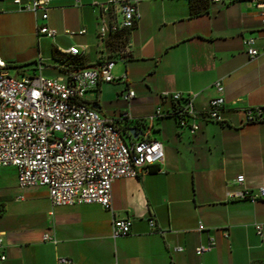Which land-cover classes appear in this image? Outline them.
I'll use <instances>...</instances> for the list:
<instances>
[{"label": "crops", "instance_id": "0c3cea01", "mask_svg": "<svg viewBox=\"0 0 264 264\" xmlns=\"http://www.w3.org/2000/svg\"><path fill=\"white\" fill-rule=\"evenodd\" d=\"M106 1L49 0L48 18L37 21L56 29L48 38L36 35L32 11L0 0V58L15 76L50 78L114 58L115 80L100 82L85 101L123 126L127 142L142 137L131 128L160 141L164 159L138 177L115 180L112 211L95 202L53 206L47 187H22L16 167L0 166V264H56L59 256L76 264H264V200L228 196L264 186V121L246 123L243 115L264 106V53L250 59L244 44H264L261 10L251 0H131L141 18L120 58L118 40L96 34L98 5ZM74 45L79 55L70 59L64 50ZM215 82L223 87L221 121L199 116L192 134L166 115L165 92L194 93L197 114L205 113L219 95ZM128 89L135 95L125 101ZM157 107L165 115L152 117ZM114 218L131 221L127 235L112 237ZM210 240L211 250L195 253Z\"/></svg>", "mask_w": 264, "mask_h": 264}, {"label": "built area", "instance_id": "2783aa9c", "mask_svg": "<svg viewBox=\"0 0 264 264\" xmlns=\"http://www.w3.org/2000/svg\"><path fill=\"white\" fill-rule=\"evenodd\" d=\"M77 1V0H76ZM215 3L230 4L241 0H210ZM261 10L264 24V0H251ZM19 10H30L35 15L38 37L54 38L56 29L46 23L38 24V19L48 18L49 0H12ZM27 3V4H26ZM97 38L104 41L108 37L118 40V57L129 53L128 33L136 26L141 14L136 3L131 0H108L100 3ZM68 30L65 34H82ZM246 53L253 59L264 53L254 46V39L244 40ZM68 58L79 55L77 46L64 50ZM115 59H105L97 65L85 68H67L63 77L50 78L40 73L12 76L6 70L7 63L0 58V166L17 168L18 184L22 187L42 185L48 189V198L53 206L98 203L112 211V183L121 178H135L151 165L162 163L164 149L160 141L142 137L134 142L126 141V132L115 120L101 116L90 107L85 96L96 89L100 82L115 80L112 70ZM219 95L209 102L205 113L197 114L194 93L182 95L163 93L170 101L177 103L166 115L175 119L179 127H186L194 134L199 129L195 119L221 121L220 111L224 100L220 96L223 87L215 82ZM134 90L122 92V99L131 100ZM157 107L154 116H163ZM246 123L264 120V106L247 108L243 111ZM150 117V118H152ZM241 184L243 175L236 177ZM230 198L250 201L264 200V186L253 190L229 192ZM2 209L0 208V214ZM154 226V221L149 220ZM128 218L112 220V237L125 236L130 232ZM203 226L199 225L198 230ZM257 233L261 234L259 226ZM226 235V234H225ZM44 240L53 241L49 234ZM2 239L0 238V246ZM213 240L199 245L196 254L211 250ZM181 251V247H175ZM4 260L5 255L0 254ZM56 264H76L67 257L59 256Z\"/></svg>", "mask_w": 264, "mask_h": 264}, {"label": "water", "instance_id": "95a60500", "mask_svg": "<svg viewBox=\"0 0 264 264\" xmlns=\"http://www.w3.org/2000/svg\"><path fill=\"white\" fill-rule=\"evenodd\" d=\"M135 128H131V133L133 134V137L136 139V138H138V136L139 135H142V133L141 132H135Z\"/></svg>", "mask_w": 264, "mask_h": 264}, {"label": "rangeland", "instance_id": "374dc122", "mask_svg": "<svg viewBox=\"0 0 264 264\" xmlns=\"http://www.w3.org/2000/svg\"><path fill=\"white\" fill-rule=\"evenodd\" d=\"M16 70H17L16 68H14V67H10L9 70H8V73H9L10 75L14 76Z\"/></svg>", "mask_w": 264, "mask_h": 264}, {"label": "trees", "instance_id": "16d2710c", "mask_svg": "<svg viewBox=\"0 0 264 264\" xmlns=\"http://www.w3.org/2000/svg\"><path fill=\"white\" fill-rule=\"evenodd\" d=\"M208 1H210V0H208ZM77 57H78V56H76V57H74V58H72V59H76ZM176 104H177V103H174V102L171 101V105H172V107H175ZM263 121H264V120H263Z\"/></svg>", "mask_w": 264, "mask_h": 264}]
</instances>
